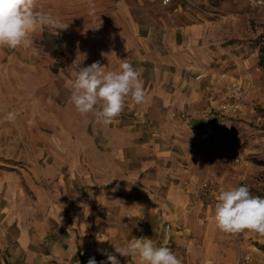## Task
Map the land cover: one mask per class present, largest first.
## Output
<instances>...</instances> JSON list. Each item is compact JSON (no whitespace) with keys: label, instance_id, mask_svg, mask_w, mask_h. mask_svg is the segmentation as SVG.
<instances>
[{"label":"rangeland","instance_id":"rangeland-1","mask_svg":"<svg viewBox=\"0 0 264 264\" xmlns=\"http://www.w3.org/2000/svg\"><path fill=\"white\" fill-rule=\"evenodd\" d=\"M37 10L69 26L59 36L38 29L26 47L0 48V264L19 252L26 218L21 213L15 229L4 196L16 194L13 203L26 211L24 201L52 200L61 181L67 199L91 211L100 207L98 187L110 182L107 216L112 223L123 216L115 246L140 237L159 246L169 222L182 264H238L251 252L264 258L260 235L221 232L213 211L216 195L232 186L264 197V68L257 64L264 0H37ZM196 23L204 24L198 41L183 45L184 30ZM125 60L141 72L147 102L129 97L107 125L79 114L70 101L74 66L99 61L105 72L119 71ZM181 193L189 202L169 213L165 200ZM52 205L43 204L39 218L51 217ZM46 239L40 256L48 258L53 238ZM244 240L257 248L243 249ZM113 245L107 251L116 254ZM90 257L107 259L95 246L78 251L79 264Z\"/></svg>","mask_w":264,"mask_h":264},{"label":"clouds","instance_id":"clouds-1","mask_svg":"<svg viewBox=\"0 0 264 264\" xmlns=\"http://www.w3.org/2000/svg\"><path fill=\"white\" fill-rule=\"evenodd\" d=\"M164 2L166 4L168 0ZM68 26L69 23L50 13L37 10V0H0V48L26 47L38 29L51 28L54 35L59 36L60 31ZM73 71L75 78L70 81V101L79 114L91 113L98 123L110 124L123 112L129 97L137 105L148 100L141 72L127 60L119 65V71L105 72L99 61L89 66L75 65ZM14 118L15 113L7 114V119ZM215 200L213 211L218 230L231 235L250 231L264 236V197L253 195L244 184L221 190ZM130 222L133 227L137 224L136 220ZM170 240L171 236L166 235L160 245L155 246L152 239L140 237L126 246L112 245L116 254L125 258L136 257L138 264H182L170 247ZM97 241L104 243L108 240L98 236ZM98 251L107 258L99 264H121L116 254L104 249ZM87 264L98 262L95 257H90Z\"/></svg>","mask_w":264,"mask_h":264},{"label":"crops","instance_id":"crops-1","mask_svg":"<svg viewBox=\"0 0 264 264\" xmlns=\"http://www.w3.org/2000/svg\"><path fill=\"white\" fill-rule=\"evenodd\" d=\"M204 29V24L196 23L190 24L187 26V29L184 30V43L192 44L199 39V33ZM113 30V29H112ZM135 30V28H134ZM108 35L118 37L116 33H108ZM119 46V44H117ZM119 52V51H116ZM73 108V107H72ZM72 111V110H71ZM201 123V122H200ZM89 129V128H88ZM86 129L84 131L86 143L89 142L88 133L91 134L95 131L90 128V130ZM102 132L101 130H98ZM94 146L97 147L94 143ZM90 147L85 145V149ZM76 142L73 145H70L68 153V158L73 162L74 155L71 150H76ZM76 160V159H75ZM73 165L75 163L73 162ZM77 174V173H76ZM62 180V179H60ZM72 180V177H71ZM73 181V180H72ZM63 184L64 182L61 181ZM103 183V182H102ZM60 183L59 188L53 193V199H38V201L32 202L21 201V204L24 207H27L28 210H23L20 205L13 203V197L17 196L16 194L9 192L5 195L6 204L8 207H11L12 213V225L15 228V223L17 222V218L21 219V213H26V218L24 222L20 220V236L18 235L20 249L19 252H13V256H11L8 264H79L78 259V251L85 246H95L96 249H104L109 250L110 246L113 243L114 237L116 235L117 242H122L124 237V229L121 226L123 222L122 214H117L115 216V221L112 223L107 216L109 208L105 206H109L111 203L109 202V189H113L109 186L108 182H104V186L101 185L98 187V197H99V208L94 210H89V206L86 205V202H71V200L67 199L69 197L68 194H72L70 188L68 191H64V188H61ZM68 193V194H66ZM19 196V195H18ZM170 200H165L164 207L169 209L171 213L172 209L181 207V205H185L189 202V195L185 193L176 194L175 196L170 195ZM50 201L53 203L52 212L53 215L47 218H39L38 214L41 217H45L43 204H47ZM4 203V202H3ZM153 208L157 209L156 205H152ZM149 209V208H148ZM90 211V212H89ZM7 213V212H6ZM92 213V216L89 215ZM166 213V214H165ZM164 213V218L167 219L171 216H168L167 212ZM33 214H36L37 217L34 219ZM9 216V214H8ZM10 217V216H9ZM10 218H8L9 220ZM53 221L52 228L51 226L46 225L47 222ZM166 226H170L169 222L164 224V228ZM16 229V228H15ZM101 239L108 240L104 243H99L97 241V237ZM47 238L52 237V241L47 242L48 249H50V255L48 258L44 256H40L41 251L44 247L43 241L47 240ZM261 243H264V236L260 235ZM242 248H257L258 244L252 241H243L240 243ZM262 246V244H260ZM251 259L249 264H264V258L262 256H255L252 252L250 253ZM32 255V256H30ZM35 255V256H34ZM237 262V261H236Z\"/></svg>","mask_w":264,"mask_h":264},{"label":"trees","instance_id":"trees-1","mask_svg":"<svg viewBox=\"0 0 264 264\" xmlns=\"http://www.w3.org/2000/svg\"><path fill=\"white\" fill-rule=\"evenodd\" d=\"M257 64L259 67L264 68V46H262L259 50V55H258V61ZM261 111L264 112V108H261ZM203 126L202 123H199L195 126L196 129H200ZM82 264V263H80Z\"/></svg>","mask_w":264,"mask_h":264},{"label":"built area","instance_id":"built-area-1","mask_svg":"<svg viewBox=\"0 0 264 264\" xmlns=\"http://www.w3.org/2000/svg\"><path fill=\"white\" fill-rule=\"evenodd\" d=\"M166 235H170V227L169 226H166L164 228V238ZM171 236V235H170ZM250 255H246L242 260L241 262H239L238 264H249L250 262Z\"/></svg>","mask_w":264,"mask_h":264}]
</instances>
